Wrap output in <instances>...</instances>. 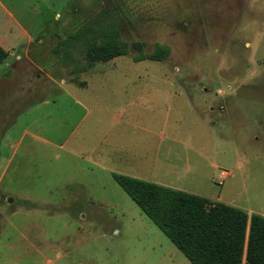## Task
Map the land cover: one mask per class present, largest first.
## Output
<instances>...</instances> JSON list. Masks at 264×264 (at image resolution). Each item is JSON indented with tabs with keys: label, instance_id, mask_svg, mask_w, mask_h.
Segmentation results:
<instances>
[{
	"label": "rangeland",
	"instance_id": "rangeland-1",
	"mask_svg": "<svg viewBox=\"0 0 264 264\" xmlns=\"http://www.w3.org/2000/svg\"><path fill=\"white\" fill-rule=\"evenodd\" d=\"M36 9L40 41L28 60L17 49L20 61L0 64V264H189L111 177L92 175L60 147L68 134L76 139L84 112L75 99L91 96L68 69L46 73L36 61L48 59L53 34L65 37L102 9L122 17L130 55L77 82L102 95L163 94L161 127L145 134L133 114L126 126L127 138L170 156L142 181L264 214V0H36ZM56 13L66 23L58 30ZM134 45L169 55L134 63ZM247 236L248 225L245 247Z\"/></svg>",
	"mask_w": 264,
	"mask_h": 264
},
{
	"label": "trees",
	"instance_id": "trees-1",
	"mask_svg": "<svg viewBox=\"0 0 264 264\" xmlns=\"http://www.w3.org/2000/svg\"><path fill=\"white\" fill-rule=\"evenodd\" d=\"M121 26L118 12L99 10L65 37L53 34L56 43L48 59L36 63L46 73L55 66L68 69L71 82L84 87L85 83L77 82L79 75L130 55L121 39ZM133 49L134 63L162 62L169 55L168 48L160 45L150 54L139 46ZM7 58L0 47V64ZM112 179L189 264H241L243 258L245 264H264V217L249 218L242 210L127 176L112 174Z\"/></svg>",
	"mask_w": 264,
	"mask_h": 264
},
{
	"label": "crops",
	"instance_id": "crops-1",
	"mask_svg": "<svg viewBox=\"0 0 264 264\" xmlns=\"http://www.w3.org/2000/svg\"><path fill=\"white\" fill-rule=\"evenodd\" d=\"M67 3L68 0H65V7H67ZM39 15L41 14L39 13ZM36 17V0H0V47L8 54L7 62L13 56L16 61H20L22 53L19 51L21 49H26L24 57L28 60L27 49L39 38L34 34L37 24ZM59 19V14H54L53 21L58 26L56 30L66 24L65 21L62 24ZM40 27L43 25L41 24ZM17 49L19 51H16ZM15 53H18L17 56ZM87 88L85 83L82 91H89L87 95L91 96L90 98L75 99L77 107L84 112L77 123L76 139L73 140L74 132L68 134L60 144L63 149L68 147L67 153L75 155L78 160H81V166L86 171H90L92 175L102 173V175L112 178V174H118L142 181L141 177L153 173L155 162L159 158L165 157L170 160L168 154L161 153V146L158 147L155 143L148 145L146 138L144 143L142 138H139V141L127 138L130 129L126 130V126L129 127L131 124L129 119L131 114L138 117V125H142L139 129L145 134L148 133L149 126L161 127L163 113H159L158 106L162 107L163 105V94H153L146 88H140L108 90L107 95H102V91L88 90ZM114 92L120 93L115 97ZM168 96L171 95H167V98H169ZM47 103L43 100L40 105ZM147 113H155V116L148 119L146 118ZM118 128L119 130H117ZM156 132H158L157 129H155ZM254 139L257 141V138ZM148 147L151 149V155L148 153ZM236 155L237 159L243 161L244 154L237 152ZM200 179L199 176H196L194 182L199 183ZM157 183L154 182V184ZM177 191L187 192L183 188H179ZM193 193L196 194V192ZM247 213L249 218L252 215L264 217V214L261 213Z\"/></svg>",
	"mask_w": 264,
	"mask_h": 264
}]
</instances>
